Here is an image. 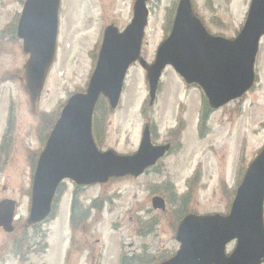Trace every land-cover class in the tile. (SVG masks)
Returning <instances> with one entry per match:
<instances>
[{
	"label": "rangeland",
	"instance_id": "374dc122",
	"mask_svg": "<svg viewBox=\"0 0 264 264\" xmlns=\"http://www.w3.org/2000/svg\"><path fill=\"white\" fill-rule=\"evenodd\" d=\"M24 1L0 0V144L7 122L12 124V136L1 159L5 163L0 164V203L8 199L18 204L15 232L0 227V264H95L98 260L99 264H120L123 253L133 257V264H158L179 250L175 234L182 214L228 213L239 166L246 170L264 147V39L256 66L259 81L242 102L241 116H234L240 109L237 102L223 108L204 129L205 137L197 131L202 104L199 91L187 88L172 70L166 71L157 101L147 113L157 124L162 143L176 127L179 108H185L188 121L186 131L180 130L183 138L181 133L174 136L176 151L154 172L80 191V201L91 218L85 221V255L79 260L80 251L68 252L75 190L69 181L56 204V217L41 226L45 236L34 235L29 229L24 232L33 182L29 155L41 151L47 125L53 124L67 99L86 90L104 30H124L132 21L135 0H62L56 61L36 115L21 82L30 55L24 54L23 43L15 35L14 22ZM178 1L153 0L149 5L142 49L148 62L154 60L168 35L167 19ZM250 4L251 0H194L208 30L227 38L240 32ZM135 67L126 80L119 109L108 113L97 110L95 132L104 150L121 154L138 150L144 125L140 115L148 102V89L144 71ZM158 192L167 200L166 212L152 208V198ZM95 202H99L97 210H93ZM19 235L29 236L27 245H20ZM234 245L227 250L231 252ZM68 256L72 257L70 263L66 262Z\"/></svg>",
	"mask_w": 264,
	"mask_h": 264
},
{
	"label": "water",
	"instance_id": "95a60500",
	"mask_svg": "<svg viewBox=\"0 0 264 264\" xmlns=\"http://www.w3.org/2000/svg\"><path fill=\"white\" fill-rule=\"evenodd\" d=\"M137 0L134 18L119 34L108 28L96 71L86 93L73 96L51 132L42 153L32 190L29 225L45 221L60 183H107L111 178L138 177L164 156L168 147H153L148 132L133 156L100 153L92 134L93 114L103 95L113 109L118 106L131 64L140 59L149 12L147 2ZM61 0H26L17 35L31 58L22 79L37 112L41 93L56 55ZM264 37V0H252L246 24L234 40L213 37L194 15L191 0H181L169 38L159 49L148 71L152 98L163 70L172 66L189 84H199L215 109L242 97L255 81L254 67ZM156 209H165L155 198ZM16 204L0 203V227L13 232ZM237 247L227 256V244ZM181 249L162 264H263L264 263V149L250 165L227 217L187 216L177 231Z\"/></svg>",
	"mask_w": 264,
	"mask_h": 264
},
{
	"label": "flooded vegetation",
	"instance_id": "af4514ba",
	"mask_svg": "<svg viewBox=\"0 0 264 264\" xmlns=\"http://www.w3.org/2000/svg\"><path fill=\"white\" fill-rule=\"evenodd\" d=\"M257 79L259 81L258 76H257ZM248 95H250V93ZM150 108L153 109V107H151V106L149 108L142 109L140 116L142 118V121L144 122V126L149 127V130H150V133L152 136V141L154 144H156V145L157 144H163V145L168 144L171 146L170 150L167 152V155H166V157L168 158L172 155V153H174L176 151L177 146H178V145H176V142L174 140V136H178V133H181L182 138H183V131H180V130L186 131L185 123L188 121V119L185 118L186 110H185V108L179 109V112H177V115L175 118L176 127L171 129V131L168 133L165 141H163L162 143H159L160 135L158 132L157 124L154 121H151V119L149 118L148 113H147L148 110H150ZM217 112L218 111H212L208 106H205L204 108L202 107L198 111L199 114H198V120H197V131H198L199 136L200 135L202 136L203 127L205 129H207L209 127L210 122L212 121L214 115L217 114ZM234 115H235V113H234ZM236 115H238V113H236ZM203 121L206 124H204ZM140 142H141V140H140ZM182 147H183V142H182V145H180V148H182ZM99 148H100V145H99ZM163 162H164V160L162 162L159 161L156 166L147 170L145 172V175L150 174L151 172H154L158 167L161 166V164ZM78 231L80 232V234H84V236L78 235V236H74V238H71V240H70L71 244H70L68 252L75 253L77 251V253H78L80 251L79 255L77 256L76 259L79 258V260H81L82 258H84V255H85V228H84V226L81 229H78ZM69 258L72 259V257H69ZM99 263H100V260L95 261V264H99Z\"/></svg>",
	"mask_w": 264,
	"mask_h": 264
},
{
	"label": "trees",
	"instance_id": "16d2710c",
	"mask_svg": "<svg viewBox=\"0 0 264 264\" xmlns=\"http://www.w3.org/2000/svg\"><path fill=\"white\" fill-rule=\"evenodd\" d=\"M48 131H50V126L48 125L47 127V133H49ZM80 189H78V191L74 194V201H73V205H72V219H71V223H72V227L76 229H78L79 227H81L82 223H85V221L89 218H91V216L89 215V212L87 213L85 205L82 204V202L80 201ZM102 199H99V201ZM99 202H95L93 203V210H97L99 209ZM81 216V217H80ZM37 228V227H36ZM40 234V233H38ZM20 238V244H22V242H26L28 236H19ZM130 262V264H133V259L129 258V259H125L124 264H127V262Z\"/></svg>",
	"mask_w": 264,
	"mask_h": 264
}]
</instances>
